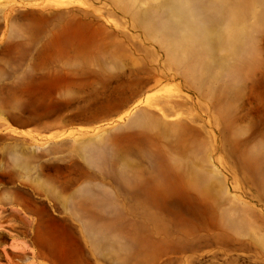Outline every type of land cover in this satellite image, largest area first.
<instances>
[{
	"label": "rangeland",
	"instance_id": "obj_1",
	"mask_svg": "<svg viewBox=\"0 0 264 264\" xmlns=\"http://www.w3.org/2000/svg\"><path fill=\"white\" fill-rule=\"evenodd\" d=\"M35 209L84 264H264V0H0V264Z\"/></svg>",
	"mask_w": 264,
	"mask_h": 264
},
{
	"label": "crops",
	"instance_id": "obj_2",
	"mask_svg": "<svg viewBox=\"0 0 264 264\" xmlns=\"http://www.w3.org/2000/svg\"><path fill=\"white\" fill-rule=\"evenodd\" d=\"M46 181L56 188L50 197L53 202H58L62 196L67 195L66 184L59 183L57 178L52 176L46 178ZM33 219L41 226L26 242H18V247L22 249L26 247L27 251L32 252L42 264H84L81 244L77 245V239L66 234L70 225L62 215L48 214L44 210L35 209Z\"/></svg>",
	"mask_w": 264,
	"mask_h": 264
}]
</instances>
